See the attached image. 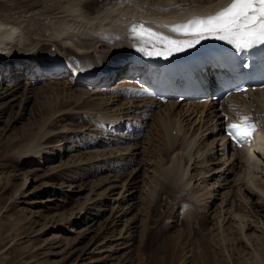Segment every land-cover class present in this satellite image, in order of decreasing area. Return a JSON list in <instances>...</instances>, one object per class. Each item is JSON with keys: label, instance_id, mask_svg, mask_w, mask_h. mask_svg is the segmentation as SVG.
Instances as JSON below:
<instances>
[{"label": "rangeland", "instance_id": "rangeland-1", "mask_svg": "<svg viewBox=\"0 0 264 264\" xmlns=\"http://www.w3.org/2000/svg\"><path fill=\"white\" fill-rule=\"evenodd\" d=\"M1 1L0 3L5 2L7 5H12L14 2L12 0ZM111 1L110 6L106 5L109 9L105 7L107 11L113 10L108 12L109 14L112 13L111 17H115L117 7L118 9L120 6L126 7V3H128H119L120 6L112 7L119 0ZM184 1L187 2V0ZM198 4L201 5L200 3H185L184 5H187L186 8H194L193 6L197 7ZM106 9L105 12L102 11L103 14L93 16L96 18H92V20L98 22L108 16ZM138 9L143 11V8ZM181 10L186 11L185 9ZM5 13V16H9L8 12ZM103 21L104 19L100 25L101 29L104 24H107L105 23L106 20ZM20 24H22V28L20 29V36L17 37L20 38L19 43L15 39L16 42L13 41L14 44L12 42L9 45L15 49L14 51L20 49L34 50L35 45L29 39H43V37L40 38L39 34L41 29H44L45 24L52 26L53 23L52 21L46 23L42 19H36L34 22L27 18ZM80 26L77 29L79 28L82 32L84 28ZM77 29L76 31H78ZM46 35L51 36V33L47 32ZM15 43L18 44L15 45ZM71 44L65 45L72 46L71 48L75 50L76 48ZM14 45H18L17 48ZM98 49L97 51L103 50L104 53L113 51L109 44ZM49 50L59 54L55 45ZM28 51L26 52L28 53ZM85 53L87 50L80 51V55H85ZM72 56L76 57L75 55ZM108 66H111V63ZM23 68L26 67L22 66V70ZM65 71L67 74L63 75L55 70L44 71L46 72L45 78L34 85L35 89L33 90L35 91L32 90L28 95L30 100L24 110L23 106L20 107L19 104L23 90L19 91V98L17 97L18 99L15 101H11V97L0 100V153L10 142L18 141L20 134L26 130L28 124L39 125L40 118H43L39 116V106L43 104L46 98L52 102L59 99L79 101L88 98V96L92 97L93 92L100 89L99 85L95 90L88 89V86L85 88L74 85L71 81L72 72L69 69H65ZM24 74L22 73L21 77L13 76V79L6 80V84L0 85V87L3 86V89H6L14 83L24 84ZM114 79L115 77H112L111 81ZM118 81L112 82V86H118ZM8 83L11 85L9 86ZM86 84L89 85L88 82L81 85ZM49 85L53 86V92L48 91ZM93 85L95 86V84L89 86ZM44 88H47V92H43ZM81 90H85L84 93L87 91L86 95ZM105 91L99 94L100 97L106 96ZM140 99L136 96L134 98L130 96L129 99V96L120 95L114 97L113 100L117 102L118 106L126 107L128 105L125 100H133L138 104H143L144 101ZM163 107L165 105L153 108V113L148 112L151 118L148 122L146 121L148 126L145 134L128 142L121 139L120 142H112L111 136L106 131L95 130L94 119L92 120L82 113V115L79 113L67 118L63 117V111L56 112L48 119L52 121L62 118L58 121V127L52 133H47V136L53 137L49 143L51 150H48L52 152L51 154L48 155L40 151L42 155L39 153L40 155L35 154L36 157L23 158L20 154L15 155L16 153H1L0 181L1 185L8 183V191L2 188L0 190V264H170V261L162 262L160 260L162 255L157 250L161 252L168 250L170 259L175 261L174 264H198L193 257L194 254L195 257L198 255L201 248L199 242L197 243L195 240L201 239L200 237L191 239L189 227L194 225L195 221L191 224V218L188 217L194 211V207L199 212V217L207 213L208 224L203 234L205 233L207 242L211 243L210 253L216 256L214 258L219 259L220 264H251L252 255H256L264 243V220L258 219L260 221L259 226H256V222H252L255 218L249 217L246 199L251 195L250 200L253 204L258 203L264 207V195L256 188V183H264V143L258 144L257 141H253L246 150L247 152L243 153L245 160L243 164L238 159L237 165H233V162H226L232 156V152L227 151L223 144L221 145L218 128L215 132L212 130L217 125V121L203 126L207 119L205 114L208 105L206 110L201 112V107H193L189 103L183 102L178 109V115H183L180 118V124L186 128L187 137H192L194 131H197L193 135V152L208 147V144L212 143L210 141H214L212 145L214 147L213 156H208L209 160L203 164L201 158L206 152L202 150L199 154H195L192 159L185 163L187 164L185 179L192 178L190 185L186 188L181 187L177 194L166 195L161 193V183H159L158 189L149 195L150 201H148L146 196L150 193V187L154 185L152 182L155 181L152 179L159 178L156 164L158 155L162 153V147L158 141L159 137L154 131L158 110H162ZM244 107H249L248 102ZM218 108L215 113L222 115V107L219 105ZM252 108L253 111L258 110L257 105L252 106ZM126 110L132 112L134 108L130 107ZM259 110L261 111L260 108ZM109 111L112 113L111 109ZM109 111L106 110L111 114ZM224 113L227 114L226 111ZM77 115L80 117H76ZM210 115L215 116L214 114ZM10 116L15 117V119L19 118L13 124L14 121L9 120ZM81 116L85 117L86 121L80 119ZM141 116L149 119L146 115L142 114ZM96 134L97 136H95ZM177 135L179 133L175 132L174 136ZM93 137L95 139L90 141V138ZM179 138L180 136H178ZM131 146L135 147V151ZM169 146L172 148L173 144ZM184 147L181 145L178 152H183ZM225 151H227V155L224 154ZM121 152L128 153L129 156L136 154L131 159L132 166L128 165L125 169H121V167L119 169L113 162H110V160H115V156H119ZM21 159L23 161L19 163ZM120 161L124 162V160ZM8 162H11L12 165L7 166ZM253 163H256L259 168ZM162 164L164 167L168 166L166 161ZM133 170L132 175L135 176L136 184L128 185L129 180L133 178L128 175ZM240 174L241 178L244 179L239 181ZM25 177L28 179L24 185ZM124 181L126 185L121 189ZM54 188L57 191L54 192ZM120 191L121 194H118ZM99 194H103V196H97ZM123 195L125 198H122ZM174 195L178 196L174 197ZM90 197L92 200H89ZM85 198L89 200L84 205L87 207L86 210L91 207L90 205L97 207L88 210L87 216L81 219L84 210L79 214V207L85 202ZM201 198L202 200H200ZM203 198H206L205 201ZM190 201H194L195 206L189 204ZM99 202L103 204L101 205ZM205 203L210 206L204 210L203 205ZM154 204L158 205L155 214L152 215L149 209ZM199 206L202 209H198ZM219 215H222L221 220H219ZM78 216L80 217L78 223H74L73 229H69L67 226H70V222ZM223 218L225 220L222 223ZM242 221L246 223L244 231L238 226L242 224ZM250 222H252L250 225L253 228L252 226L248 228L247 224ZM162 230L165 232L161 233ZM144 233H150L151 240L155 239V235H159V240H156L155 244L160 247L155 248L156 245L153 242L154 247L145 249L143 242H140ZM11 247L14 249L13 251ZM157 255L160 256L155 260ZM219 262L215 263L219 264Z\"/></svg>", "mask_w": 264, "mask_h": 264}, {"label": "bare ground", "instance_id": "bare-ground-1", "mask_svg": "<svg viewBox=\"0 0 264 264\" xmlns=\"http://www.w3.org/2000/svg\"><path fill=\"white\" fill-rule=\"evenodd\" d=\"M12 1H14L12 5H7L5 4V2L0 3V79H2L0 80V85H3V84L5 85L6 80L13 79L12 78L13 76L21 77L22 73H25L24 74L25 80H23V82L24 81L25 82L24 84H20V82L14 83L11 87H7L6 89H3V86H1L0 87V92H1L0 100H4L6 98L11 97L12 99L10 100L15 101L19 98L18 96L19 91L23 90V94L20 97L21 101L19 103L20 107L23 106V110L28 105L27 102L30 100V97L28 95L32 92L33 89H35L34 85L38 84L37 82L39 80H42L45 78L46 72L44 71H51V70L54 71L55 70V71H58V73H61L60 75H63V74H67L65 69H69V71L72 72L71 81H73L74 85L76 86L85 84L87 82L89 83V85H92V84L100 83L101 82L100 80L105 81L107 77H102L100 80L94 81L95 79L94 76L95 75L100 76L102 72L110 73L109 74L110 81L112 80V77H116L120 73L124 72L123 69H119V68L121 67L122 63L128 59L127 52L133 50V48H132V45L129 43V41L125 37L122 36V32H123V29L127 27L126 24L129 23V20L132 17H138L151 25L160 26V25H163L160 22H164V21L175 22V21H179L182 18H186L190 15H196V13L206 14L208 12L218 10L219 8L223 6H226V4L228 3V0H187V2H185L184 0H119V2L115 3L112 7H116V5H119V3H124V2H128L126 3L127 6L122 7L119 5L120 6L119 9L118 7L117 9H115V12L117 10L115 17H111V14H112L111 12L113 10L110 9L111 12L109 14L108 12L110 10L107 11V9L109 8L106 7V5L108 6L109 4H111L110 3L112 2L111 0H12ZM183 1H184V4L185 3L187 4L200 3L201 5L198 4L197 7L193 6L194 8L196 7L195 9L186 8L187 5H184ZM175 4L178 5L177 6L178 9H176L177 7L175 9H171V6ZM139 5H141V7H139ZM104 8L106 9V14L108 13L109 15L103 18L104 19L103 22H105L106 20L105 23H108V24L103 23L104 25H103V28L101 29L100 25L102 24L101 22L103 19L98 22H95L93 20L96 17L94 18L93 16H95L96 14L102 13V11L105 10ZM138 8H143V11H140ZM181 9H185L186 11H182ZM5 12H8L9 16L8 15L5 16L6 15ZM27 18L34 22L36 21V19L38 20L42 19L46 23L52 21L53 24L52 26L45 24L44 29L43 30L41 29L39 34L41 36L40 38L43 37V39H38V38L35 40L31 38L29 39L31 40L32 44L35 45L34 47L36 49L35 48L34 50L20 49L18 51H14L15 49L10 47L9 45H11L13 41L16 42L20 39V38H17L20 36L19 35L20 29L22 28L21 27L22 24L20 23L22 21H25V19ZM92 18L94 19L92 20ZM79 26L84 28L82 32H80L79 28L77 29V27ZM99 28L101 29V31ZM76 29L78 31H76ZM47 32L49 34L51 33V36L46 35ZM15 39L17 40L15 41ZM18 43H15V45ZM64 43L68 45L69 43H72L71 45H73L77 49V50L75 49L76 52L73 48H71L72 46L68 47ZM107 44H109V47L113 49V51H111L110 53L109 52L104 53L103 50L97 51L98 48L101 49V47L103 48V46ZM53 45H55L58 48L59 50L58 53L60 55L57 54V52H54V51L51 52L49 50V48L53 47ZM17 46L15 47L17 48ZM28 50H31V51H28ZM85 50H87V53H85V55H80V51H85ZM26 51H28V53ZM72 55H75L76 57L74 58V56ZM110 63H111V66H108ZM22 66H25L26 68H23L22 70ZM89 77H92V79ZM73 83L71 82V84ZM122 88H123L122 86H118V87L111 86L108 88H102L97 91H94L92 94V97L88 96V98L79 100V101H73L72 99H62V100L59 99L58 101L54 100L52 102L49 98H46L45 101H43V104L39 106V110H38L39 116L43 117V118H40L41 122L39 123V125L35 123L28 124V127L26 128V130L20 134V138L18 139V141L10 142L8 146L4 150L1 151V153L3 152H7V153L11 152L14 154L16 153L15 155L18 156L20 154V156H22L23 158L24 157H34L35 154L38 155L40 151H42L43 153L45 152V154H48V155L51 154L52 152H49L48 150H51L50 149L51 146H49V143L53 137H51L50 135L47 136V133L48 134L52 133L54 129L58 127V121L62 118L60 119L58 118L52 121L48 119L49 117L55 115L56 112L63 111L62 113L64 115L63 117H67V118H71V116L82 113L86 117H89L92 120L94 119V127L96 128L95 129L96 131L107 127L108 126L107 124H110V123L113 125L116 124L119 117H123L125 115L126 116L134 115L136 117L133 119V121L141 123L142 125H146V120L140 119L139 115L137 114L138 112H135V110H142L143 106L142 107L139 106L141 105V103L138 104V102L136 103L133 100L132 101L125 100L128 106L131 105L130 107L134 108L133 112L135 113L132 114L130 113L131 111L128 112L126 110V109H129L130 107L126 108L128 106L126 107L118 106L117 102H114L113 100L114 97L120 96L118 95L119 93H122V94L124 93L126 94L125 96H127L128 93L123 91ZM49 90L53 92V86L49 85L48 91ZM81 91L83 92L85 90H81ZM102 91L106 92L105 93L106 96L100 97L99 94ZM43 92H47V88H44ZM256 92L258 93H255L253 91L248 92L247 98L250 99V101L248 102L249 106L257 105L261 109L260 112L263 113V115L261 116V121H260V129L256 132V135L253 136L254 141H257L258 144H262L264 143V89L262 91H256ZM86 93L87 91L84 94L86 95ZM129 95H131V93H129ZM240 96H243V95H240ZM240 96L239 95L235 97L231 96L229 100L230 102L238 101V98ZM129 99H130V96H129ZM144 101L146 100L144 99ZM22 102L24 103L22 104ZM188 103L189 102H187V104ZM154 104H155V101L151 103L146 101L144 106L146 105L151 106ZM159 104L160 103L156 102L157 106H159ZM189 105L193 107H198V108L201 107V110H202L201 112H204L208 105V109L206 110V114H205L207 119L204 122L203 126H207L213 121H217V125H215V127H213L212 130L215 132L216 129L218 128V133L220 135L219 138H221V140L218 138V141L220 140L222 142L221 145L223 144L224 147H226L227 151L229 150L232 152V156L228 158L229 160L227 159L226 162L227 161H229L230 163L233 162V165H237V159H238L240 160L239 162L243 164L245 161L243 153L248 149L249 146L246 144L242 148H239L238 146H235L233 143H231L225 137V131H224L225 125H227L231 120L233 121V119L225 120V116L227 117V114H228V113L227 114L224 113L225 107L221 108V110H223V114L220 115L218 113H215V110L217 111V109H219L218 108L219 104H217L216 102L209 103V104L208 103H199V104L189 103ZM180 106L181 104H178L176 102H168L165 105V107L162 108V110L161 109L160 111L158 110V113H157L158 116L155 119L156 128L154 127L155 128L154 132H156L157 136L159 137L158 141L161 144V147H162L161 151L163 155H161L162 153L158 155L156 169L158 170L159 178L152 179L155 181L152 182L154 183V185L152 184L153 186L150 187L151 188L150 193H148V195L146 196L148 201H150L149 195H151V193L154 192V190L158 189L157 186L159 185V183H161V193L166 194V195H169V194L172 195L175 193L177 194V192H180L181 187L186 188V186H189L192 178L189 177L188 179H185V173L187 169L186 168L187 164L185 163L189 159H192V157L195 154H199L200 151L202 150L203 152H206L205 154L202 152V155L203 154L204 155L201 158V163L203 164L209 160L208 156L210 155L213 156L214 147L212 145L214 144V141H210L212 143H209L208 147L200 148L199 150H196V152H193V145H194L193 135H195L197 131H194V133L192 134V137H187L186 128H183L182 124H180L181 123L180 118L183 116V115H178V109L180 108ZM109 109L112 110V113L111 111H109ZM106 110H108L111 114L106 112ZM148 112L153 113L154 111H152L151 109V110H148ZM210 114H214L215 116L213 117ZM60 116L62 117V115ZM76 117H80V115H77ZM18 118L15 119V117L10 116L9 120H13L14 121L13 124H14L18 120ZM80 119L86 121L85 117H82ZM106 121L107 123H105ZM131 124H134V122H131ZM128 125H129L128 130L129 131L132 130V126L130 125V122L128 123ZM175 132L177 134L179 133V135L174 136ZM91 136H94V135H91ZM95 136H97V134ZM178 136H180L179 139H178ZM93 139L95 138L94 137L90 138V141ZM170 144H173L172 148H170L169 146ZM181 145L185 146L184 147L185 150L183 152H178V150H180ZM131 148L133 149V151H135L134 146H131ZM227 151L224 152L225 155H227ZM127 154L121 152L119 156H115V160L114 159L110 160V162H113V164L118 166L119 168L121 167V169L123 168L125 169L128 165L132 166L131 159L134 158L136 154H132V156H129ZM184 155H185V158H184ZM120 160H124L123 162L124 164ZM22 161L23 159H21L19 163H22ZM45 161H46V158H45ZM164 161L167 162L168 164L167 167H164V165L162 164ZM246 161H247V158H246ZM11 165H12L11 162L7 163V166H11ZM253 165L259 168V166L256 163H253ZM230 167H231V164H230ZM228 171L230 172V170ZM133 173H134V170L131 171V174L128 176L133 177L132 175ZM222 174H219V176H222ZM54 177L56 178V176ZM27 179L28 177H25V181L23 183L24 185ZM241 179L243 180L244 178L243 177L241 178V174H240L239 181ZM135 180L136 179L134 176L133 178L129 180L128 185L134 184L136 182ZM7 184L8 183L6 182L3 185H1V181H0V190L2 188L8 191ZM125 185H126V182L124 181L121 189L125 187ZM256 188L258 189L259 192H262L264 195V183H256ZM53 190L54 192L57 191L56 188H54ZM195 193L196 192H194V194ZM118 194H121V191ZM97 196H103V194H99ZM175 196H178V195H174V197ZM251 197L252 196L250 195V197L248 196L246 199L248 211H249V217L251 216L255 218V220H252V222H256V226H259L260 221L258 219L261 218L262 219L261 221L264 220V207H262L258 203L253 204L252 201L250 200ZM91 198L92 197H90L89 200H92ZM122 198H125V195H123ZM206 198H203V201H205ZM89 200L85 198V202L82 203L81 206L79 207V214L80 212L84 210V212L81 214L82 215L81 219L87 216L86 212L88 210L90 211V209L97 207V206L93 207V205H90L91 207H88L89 209L86 210L87 207H85L84 205ZM200 200H202V198ZM101 202L99 203L101 204ZM194 203H195L194 201L189 202V204L195 206ZM207 203L203 205L204 210L208 208V206H210ZM158 204H154L153 207H150L149 210L151 211L150 213H152V215L155 214L156 207ZM196 204L199 205L198 203ZM200 208L201 206H199L198 209ZM206 214H203L202 217H199V212H197V210L194 207V211H192L188 216L189 218H191V221H192L191 224L194 223L193 221H195V224H194L195 226L192 225L191 227H189L191 239H193L194 237H200L201 240L203 239V241L195 240V242L197 243L199 242L201 250H199V253L196 257L194 254L193 258L195 261L198 262V264H216L215 262H219V259L214 258L216 256L210 253L211 243L207 242L205 238V233L203 234V231H205L206 226L208 224ZM221 216L222 215H219V220H221L222 218ZM78 218L80 217L79 216L75 217L70 222L71 223L70 226H67V227L69 229L70 228L73 229L74 223H78L77 222ZM224 220L225 218H223V221L221 222L223 223ZM252 222L247 224L248 228L252 226L250 225ZM238 226H239V229L244 231V229L246 228V223L242 221V224H239ZM163 232L165 231L162 230L161 233ZM150 236H151L150 233H146V234L144 233L143 238L140 241V242H143L144 248L147 250L154 247L152 243L154 242L155 244V241L156 240L158 241L160 237L159 235H155V239L152 238L153 240H151ZM175 244L177 243L175 242ZM155 245H156L155 248L160 247L158 244H155ZM11 250L13 251L14 249L11 247ZM211 250L213 252V247ZM157 252H159L160 255L162 256L157 255V257H155V260L156 258H159L158 256H160V260L162 262L170 261L169 262L170 264L175 263V261H172L170 259L168 250H164L163 252L157 250ZM254 256L252 255L251 257L252 258L251 264H264V243L262 244L261 249ZM142 264H149V263H142ZM223 264H226V263H223Z\"/></svg>", "mask_w": 264, "mask_h": 264}, {"label": "snow or ice", "instance_id": "snow-or-ice-1", "mask_svg": "<svg viewBox=\"0 0 264 264\" xmlns=\"http://www.w3.org/2000/svg\"><path fill=\"white\" fill-rule=\"evenodd\" d=\"M160 27L175 33V37L147 27L144 21L130 25L129 35L139 45L138 51L168 58L207 39L226 41L237 51H245L264 45V0H228L226 6L213 13L198 14L184 22ZM238 91L247 90L240 88ZM240 120L239 124H227L225 133L234 141L244 143L252 138L257 124L248 123L253 117L247 115Z\"/></svg>", "mask_w": 264, "mask_h": 264}]
</instances>
